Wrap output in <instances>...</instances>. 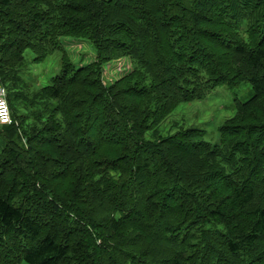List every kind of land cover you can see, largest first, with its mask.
<instances>
[{
	"label": "trees",
	"instance_id": "obj_1",
	"mask_svg": "<svg viewBox=\"0 0 264 264\" xmlns=\"http://www.w3.org/2000/svg\"><path fill=\"white\" fill-rule=\"evenodd\" d=\"M62 37L94 60L75 67ZM26 49H61L62 66L22 127ZM119 57L131 68L103 83ZM241 81L253 93L218 143L194 128L144 139ZM0 84V264H264V0H0Z\"/></svg>",
	"mask_w": 264,
	"mask_h": 264
},
{
	"label": "rangeland",
	"instance_id": "obj_2",
	"mask_svg": "<svg viewBox=\"0 0 264 264\" xmlns=\"http://www.w3.org/2000/svg\"><path fill=\"white\" fill-rule=\"evenodd\" d=\"M61 42L75 67L94 60L95 48L86 39L62 37ZM23 56L24 64L19 74L26 85L24 90L26 95L12 98L11 103L15 112L12 116L14 118L16 116L21 126L25 127L31 122L30 111L38 109L36 104L30 106L28 99L37 89L49 84L52 76L59 73L62 66V50L55 49L41 61L33 60L35 55L30 49H26ZM124 58H115L103 64V83L112 82L127 71L123 69L130 67V63L128 61L125 64ZM252 93L251 85L247 81H241L235 86L219 85L203 98L179 103L154 129L145 132L144 139L156 140L160 136L174 134L180 129L194 128L202 131L199 139L216 144L220 140V126L235 112V100L245 101Z\"/></svg>",
	"mask_w": 264,
	"mask_h": 264
},
{
	"label": "built area",
	"instance_id": "obj_3",
	"mask_svg": "<svg viewBox=\"0 0 264 264\" xmlns=\"http://www.w3.org/2000/svg\"><path fill=\"white\" fill-rule=\"evenodd\" d=\"M125 59V64L129 61L128 58ZM130 63V61H129ZM131 68V63L130 67L123 69V70H129ZM11 122V113H10V108L7 103V90L5 86L0 84V125L1 124H8Z\"/></svg>",
	"mask_w": 264,
	"mask_h": 264
}]
</instances>
